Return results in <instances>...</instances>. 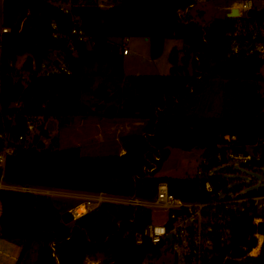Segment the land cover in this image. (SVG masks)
<instances>
[{
    "label": "trees",
    "instance_id": "trees-1",
    "mask_svg": "<svg viewBox=\"0 0 264 264\" xmlns=\"http://www.w3.org/2000/svg\"><path fill=\"white\" fill-rule=\"evenodd\" d=\"M113 1V0H112ZM194 0H115L109 8H100L94 0H3L2 24L11 28L4 34L0 49V132H24L29 116H38V133L28 144L13 142L14 152L5 160L7 182L50 189L80 192L104 191L115 195L151 197L159 181L184 200L206 197L203 179L197 176L171 177L155 174L170 148L202 149V156L213 157L225 136H235L242 145L264 137V95L259 91L256 57L227 56L226 30L231 20L216 16L205 22L200 12H191L195 20L184 22L178 14ZM61 4H68L64 13ZM55 31L69 34L73 25L82 29L92 46L70 36L51 37ZM140 36L149 41L150 57H158L166 38L183 40L182 54H171L168 74L125 75L121 45L125 37ZM63 49L72 74L28 75L26 85L13 65L19 57L31 55L36 63L52 49ZM179 58V59H178ZM97 65L90 73L89 67ZM108 69L105 80L95 87L94 76ZM214 78L220 80L223 105L219 115L200 116L191 110L205 87ZM94 87V88H93ZM83 93L97 100L87 103ZM16 103L17 105H14ZM13 116L12 118H10ZM136 118L144 120L141 133L120 138L123 154L83 155L78 145L61 148L49 138L45 122L70 117ZM154 155H160L157 168L148 172ZM146 169H145V168ZM1 170V169H0ZM217 185V179H212ZM225 182V181H223ZM49 195L0 191V236L20 247L15 264H85L86 257L102 255L99 264H142L157 250L149 240L136 243V234L149 222L148 215L130 206L103 203L70 224L60 220L67 208ZM251 214L245 212L235 221L232 258L225 264H264V252L243 257L255 245L248 234L254 230ZM264 231V224L260 225Z\"/></svg>",
    "mask_w": 264,
    "mask_h": 264
},
{
    "label": "built area",
    "instance_id": "built-area-1",
    "mask_svg": "<svg viewBox=\"0 0 264 264\" xmlns=\"http://www.w3.org/2000/svg\"><path fill=\"white\" fill-rule=\"evenodd\" d=\"M208 0H194V3L178 10L184 22L195 20L194 16H189L192 8ZM223 15L231 20L226 30L228 39L227 56H239L242 58L256 57L259 59L260 77L259 91L264 95V77L261 70L264 69V0H223ZM95 5L100 8H109L113 5L112 0H94ZM60 9L68 13V4H61ZM251 10L262 11V16L249 14ZM237 11L236 14H232ZM53 29L50 38H66L67 48L73 50L74 43L70 36H75L79 41H87L88 37L83 30L73 25L69 34L60 35L56 29V24L51 23ZM11 31V28L1 23L0 25V49L4 34ZM129 37H125L121 45L122 52L126 51V42ZM25 56L21 61L13 65L19 68L18 76L15 80H20L26 85L30 73L36 76H50L54 74L71 75V65L67 59V54L63 49H52L40 63L32 60L31 70H26L23 66ZM25 72V74L23 73ZM14 105H17L14 103ZM11 116L10 118H12ZM38 116H29L25 122L24 132H12L5 130L0 132V191L11 190L34 195H59L66 196L77 203L69 208L74 214L75 220L80 216L91 212L103 203L130 206L141 211L146 210L149 217L150 210H161L164 218L159 223L149 222L142 231L136 234V243L140 244L145 239L149 240L159 255L160 248L165 246L166 252L174 256L173 264H225L232 258V241L234 238L235 221L243 213L251 214V225L254 230L248 234V238L255 239V245L246 249L243 257H257L264 252V231L260 225L264 224V187L256 190L241 193L238 190L229 189L228 184L216 172L217 166L237 161L248 167L264 164V137L259 138L254 143L239 144L235 136H225V141L219 145V149L213 157L202 156L201 166L197 169L195 176L203 179L202 189L206 197L194 200H184L170 192L166 181H159L156 185L155 194L151 197H140L132 195H115L109 192H80L62 189H50L36 185L19 184L7 182L4 178L5 160L7 155L14 152L13 142L28 144L32 137L38 133ZM42 141L46 143L43 138ZM237 146H242L244 152L236 151ZM251 148L255 151L251 154ZM121 149L119 154H123ZM160 155H154L148 172L154 171L156 162L160 161ZM145 168V167H144ZM146 169V168H145ZM212 179H217V185ZM80 208L81 212H77ZM85 264H99L98 260L86 257ZM142 264H146L143 261Z\"/></svg>",
    "mask_w": 264,
    "mask_h": 264
},
{
    "label": "rangeland",
    "instance_id": "rangeland-1",
    "mask_svg": "<svg viewBox=\"0 0 264 264\" xmlns=\"http://www.w3.org/2000/svg\"><path fill=\"white\" fill-rule=\"evenodd\" d=\"M2 1L0 0V25L2 23ZM81 1L83 2V0ZM224 5L225 2L223 0H208L202 4V7L198 5L194 6L192 11L195 12L198 10L197 12H200L204 10V14L199 13L197 16L198 19L208 22L211 18L223 15L221 7ZM86 44L89 48L92 46L91 41H86ZM183 45L182 39L166 38L162 53L156 58H151L148 39L140 36H130L128 42H126V51L122 53L123 72L125 75L168 74L172 66V52L176 51L178 57H180ZM20 61L21 57L18 58L17 63L19 64ZM88 71L90 73L96 72L97 65H91ZM107 72L108 69L102 68L101 72L94 76V87L99 82L105 80V76L102 75H106ZM23 73L25 74V72ZM261 74L264 77V69L261 70ZM82 100L87 103H94L99 99L91 93H83ZM222 105L223 97L220 80L214 78L210 81V85L205 87L202 96H200L199 101L194 105L191 112L200 116H215L221 113ZM88 118L89 116L84 119ZM81 119L83 118L75 116L70 121L59 125V120L49 118L44 124L49 133V138H45V145L49 144L51 138H55L57 146L61 148L78 145L83 155L97 156L115 154L121 151L120 138L129 134L141 133L146 123L145 121L138 123L135 121L136 118L121 119L122 123L119 125V128H115V130L112 128L103 130L104 137L99 139V137L92 135L93 130L87 127V125L81 130L78 129ZM248 151L251 154L255 153L251 148H248ZM202 152V149L197 148L190 150H182L175 147L170 148L168 156L162 161L155 174L171 177L195 176L197 169L201 166ZM216 172L225 180L229 189L238 190L241 193L264 187V164L261 167H248L245 164L233 161L227 164H220L217 166ZM51 197L57 199L56 204L61 208H67L73 201L66 196L51 195ZM164 215V212L161 210H150L149 212V218L152 223H159L164 218ZM19 252L20 247L16 242L0 236V264H15ZM35 255V251H30L26 264H31L33 259H35ZM89 258L98 260L100 263L102 255L97 254L96 257ZM144 261L146 264H173L174 256L166 252L165 246H162L159 255L147 256Z\"/></svg>",
    "mask_w": 264,
    "mask_h": 264
},
{
    "label": "crops",
    "instance_id": "crops-1",
    "mask_svg": "<svg viewBox=\"0 0 264 264\" xmlns=\"http://www.w3.org/2000/svg\"><path fill=\"white\" fill-rule=\"evenodd\" d=\"M93 117V118H92ZM92 118V119H90ZM97 118L96 116H89L88 119H81V123H79L78 125V129L81 130L83 127H85V125H87V127L92 128L93 132L92 135L94 137H99V139H102L104 137L103 135V130L107 129V128H112L115 130V128H119V125H121V119H127V118ZM86 120V122H85ZM135 121H137L138 123H140L141 119H135ZM116 123V126H115ZM139 125V124H138ZM82 126V127H81ZM122 149V147H121Z\"/></svg>",
    "mask_w": 264,
    "mask_h": 264
},
{
    "label": "water",
    "instance_id": "water-1",
    "mask_svg": "<svg viewBox=\"0 0 264 264\" xmlns=\"http://www.w3.org/2000/svg\"><path fill=\"white\" fill-rule=\"evenodd\" d=\"M92 0H87L88 3H90ZM115 0H113L114 2ZM237 11H233L232 14H236ZM249 14L251 15H255V16H262L263 15V12L262 11H254V10H251L249 12ZM44 40H46L49 44L53 45L55 42H54V39L50 38V37H45L43 38ZM32 60H33V57L31 55H26L24 60H23V63H22V66L26 69V70H31L32 68ZM72 119V117H70V120ZM236 151H241V152H244V149L242 146H237L236 147ZM143 213L146 214L147 211L146 210H143ZM60 220L62 223L64 224H70L72 222L75 221V217H74V214L72 213V211L70 209H66L64 211H62L60 213Z\"/></svg>",
    "mask_w": 264,
    "mask_h": 264
},
{
    "label": "bare ground",
    "instance_id": "bare-ground-1",
    "mask_svg": "<svg viewBox=\"0 0 264 264\" xmlns=\"http://www.w3.org/2000/svg\"><path fill=\"white\" fill-rule=\"evenodd\" d=\"M77 212H81L80 208H77Z\"/></svg>",
    "mask_w": 264,
    "mask_h": 264
}]
</instances>
